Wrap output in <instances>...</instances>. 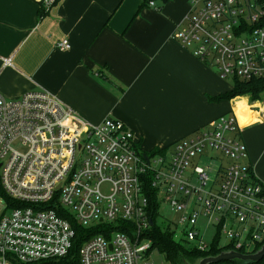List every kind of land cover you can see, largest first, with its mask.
I'll list each match as a JSON object with an SVG mask.
<instances>
[{"label":"built area","instance_id":"2783aa9c","mask_svg":"<svg viewBox=\"0 0 264 264\" xmlns=\"http://www.w3.org/2000/svg\"><path fill=\"white\" fill-rule=\"evenodd\" d=\"M37 1L46 10L57 2ZM173 36L223 78H264V0H192ZM240 129L223 114L151 156L121 119L91 122L44 89L17 99L0 92V185L19 204H0V264L66 258L75 237L66 214L103 230L84 242L80 264H154L151 189L181 213L176 239L209 250L198 225L209 216L228 239L221 247L255 252L264 245V183L244 162Z\"/></svg>","mask_w":264,"mask_h":264},{"label":"crops","instance_id":"0c3cea01","mask_svg":"<svg viewBox=\"0 0 264 264\" xmlns=\"http://www.w3.org/2000/svg\"><path fill=\"white\" fill-rule=\"evenodd\" d=\"M151 1L58 0L46 10L37 0H0V92L17 99L44 89L91 122L121 119L145 153L233 114L244 162L264 183V97L218 100L233 82L173 36L192 0ZM63 39L70 49L57 46Z\"/></svg>","mask_w":264,"mask_h":264},{"label":"trees","instance_id":"16d2710c","mask_svg":"<svg viewBox=\"0 0 264 264\" xmlns=\"http://www.w3.org/2000/svg\"><path fill=\"white\" fill-rule=\"evenodd\" d=\"M150 1L151 0H145L143 5L149 3ZM161 1L165 3L168 0H161ZM232 79H233V88L230 91L222 95H219L217 97L218 100L231 99L238 95H247V94H249L253 100L262 99L264 97V78H253L251 80H243L238 77H234ZM172 145L165 148H169ZM161 151L164 152L165 150H162L161 148L152 150V152L155 154L160 153ZM2 193L5 196L6 200L12 206L19 205L12 202L10 198L4 193V191H2ZM148 194L150 197V215L153 218V220L156 221L161 204L158 201V197L154 189H151ZM66 216L71 219V222L75 229L73 246L70 250L69 255L66 258H62L59 260H47L38 263H27V264H80L79 253H80V248L82 247L84 242L88 240L90 237L100 232H103V230L100 229L99 226L84 227L81 224H79L76 220H74V218L70 217L69 214H66ZM171 229L172 228L170 227V225L163 227L155 223L150 230V237L152 239V249H157L162 254H164L166 259L171 264H196L197 262H199V260H201L204 257L216 256L221 252H223L224 250H228V248L226 247L219 246L218 241L217 242L215 241V243L211 246L209 250L202 251L198 248H195L187 244L184 241H180L176 239ZM218 235H220V233H218ZM261 247L262 245L259 246L257 250H259ZM223 262L224 264H264V257L259 261H243V260L235 259V260L223 261ZM14 264H20V263H14Z\"/></svg>","mask_w":264,"mask_h":264},{"label":"rangeland","instance_id":"374dc122","mask_svg":"<svg viewBox=\"0 0 264 264\" xmlns=\"http://www.w3.org/2000/svg\"><path fill=\"white\" fill-rule=\"evenodd\" d=\"M227 81L229 83H231V82H233V79L227 78ZM14 146L21 151H26V148H27L25 146H22L18 142L14 143ZM140 150H141V152H143L142 148ZM147 153L150 154L151 156H155V153H153L152 151H149ZM217 156L218 155H216V157ZM227 161H228V159L225 160V162H227ZM0 204L3 206H5L7 204V200H6L5 196L3 195L1 188H0ZM180 216H181V213L175 212L174 210L171 209V207H169L168 204L163 202V203H161V206L159 208V214L156 218V223L158 225L163 226V227L169 226V223H171L170 227L172 228L173 223H176L177 221H179ZM198 225L202 229V233L204 235V241L209 246H212L215 243V241L216 242L218 241L219 246H225L226 244H228V239L226 238V236H224L222 234L218 235L219 232H218L217 224L212 217L201 216L198 220ZM148 259L151 262H153L154 264H171L166 259L164 254H162L157 249H152L150 251V253L148 254ZM216 264H224V262H219Z\"/></svg>","mask_w":264,"mask_h":264},{"label":"water","instance_id":"95a60500","mask_svg":"<svg viewBox=\"0 0 264 264\" xmlns=\"http://www.w3.org/2000/svg\"><path fill=\"white\" fill-rule=\"evenodd\" d=\"M145 158L148 159L147 155H145ZM151 224H153V221L151 220ZM264 257V245L262 247L253 252V253H241L234 250H224L220 254L216 256H207L199 260L196 264H214L219 263L223 261H231L235 259L243 260V261H259Z\"/></svg>","mask_w":264,"mask_h":264},{"label":"bare ground","instance_id":"6f19581e","mask_svg":"<svg viewBox=\"0 0 264 264\" xmlns=\"http://www.w3.org/2000/svg\"><path fill=\"white\" fill-rule=\"evenodd\" d=\"M242 102H243V101H242ZM242 102H241V103H242ZM241 103H240V104H241ZM240 106H241V105H240Z\"/></svg>","mask_w":264,"mask_h":264}]
</instances>
